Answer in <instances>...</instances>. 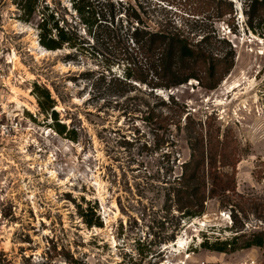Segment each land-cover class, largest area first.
Listing matches in <instances>:
<instances>
[{
	"label": "rangeland",
	"instance_id": "374dc122",
	"mask_svg": "<svg viewBox=\"0 0 264 264\" xmlns=\"http://www.w3.org/2000/svg\"><path fill=\"white\" fill-rule=\"evenodd\" d=\"M91 1L104 9L122 0ZM149 1L152 19L194 42L225 37L233 67L214 89L190 80L146 95L155 116L144 120L145 103L129 99L141 94L115 104L92 87L91 74L113 53L80 25L81 49L41 48V13L53 11L69 28L76 21L69 0H39L29 23L20 19L18 0H0V47L20 59L26 80L12 88L13 100L31 110L34 102L38 110L34 118L23 108L34 130L25 161L16 154L0 171V264H264V245L233 253L201 246L205 238L264 235V38L244 26L237 0L230 24L212 21L198 0ZM34 84L49 90L58 122L77 131L75 140L58 134L50 114L40 112ZM186 136L222 142L216 165L234 174L231 191L207 198L204 213L192 219L180 216L164 188L189 158ZM88 207L94 210L87 216L94 214L101 227L84 223L81 211ZM161 239L167 241L148 244Z\"/></svg>",
	"mask_w": 264,
	"mask_h": 264
},
{
	"label": "trees",
	"instance_id": "16d2710c",
	"mask_svg": "<svg viewBox=\"0 0 264 264\" xmlns=\"http://www.w3.org/2000/svg\"><path fill=\"white\" fill-rule=\"evenodd\" d=\"M18 1L20 19L29 23L36 16L39 0ZM69 1L76 15L74 24L68 28L53 11L46 15L42 12L36 25L38 43L47 51L61 50L64 46L81 49L83 40L78 35L77 27L80 25L84 33L96 42L95 45L110 46L113 55L111 58L103 57L101 71L96 72V76L95 73L91 74L94 77L92 87L97 89L101 99H111L115 104L132 92L141 94L129 99L145 103L147 110L144 120L155 116L146 104V95H152L157 90L179 88L190 80L197 81L206 89H214L221 77L233 67V49L225 37L204 35L194 42L176 26L168 27L152 19L149 0L110 2L104 9H100L98 4L94 5L91 0ZM237 1L241 5L244 26L254 35L264 38V0ZM198 3L210 8L214 22L227 21L230 24L237 14L235 2L231 0H198ZM44 11L49 10L45 7ZM212 38L223 46L214 47ZM115 67L121 70L120 74L114 73ZM31 93L37 100L40 112L50 114L56 132L75 140L77 131L71 129L66 132L65 125L58 122V113L53 110L55 101L49 90L34 84ZM186 144L189 158L179 165L177 176L167 178L164 188L167 199L180 216L192 219L204 213L207 198L224 197L231 191L234 174L225 172V166L216 165L217 158H221V153L223 156L225 151L219 140L212 142L209 136H186ZM93 210L94 207H88L81 211L84 223L88 227H101L100 221L93 220L94 214L87 216ZM243 237L236 235L211 243L205 238L201 246L218 253H233L264 245L262 233L253 234L247 239ZM166 241L151 240L148 244L159 245Z\"/></svg>",
	"mask_w": 264,
	"mask_h": 264
},
{
	"label": "built area",
	"instance_id": "2783aa9c",
	"mask_svg": "<svg viewBox=\"0 0 264 264\" xmlns=\"http://www.w3.org/2000/svg\"><path fill=\"white\" fill-rule=\"evenodd\" d=\"M2 41L0 38V44ZM19 66H21L20 59L9 56L8 52L0 47V171L7 170L8 158L13 159L16 154L19 160L25 161V154L32 143L31 137L34 130L30 126L32 121L27 119L23 108L29 110L34 118L38 113L34 102H32L33 110H31L25 106L18 107L13 100L16 96L12 88L15 84L20 86L26 81L17 68ZM9 109L11 110L8 111Z\"/></svg>",
	"mask_w": 264,
	"mask_h": 264
},
{
	"label": "bare ground",
	"instance_id": "6f19581e",
	"mask_svg": "<svg viewBox=\"0 0 264 264\" xmlns=\"http://www.w3.org/2000/svg\"><path fill=\"white\" fill-rule=\"evenodd\" d=\"M34 44L37 45V42H34ZM37 47H39V45H37ZM39 48H40V47H39ZM41 48H42V47H41ZM41 48H40V49H41ZM44 50H46V49H44ZM23 104H24V103H23ZM25 106H26V105H25ZM18 107H19V106H18Z\"/></svg>",
	"mask_w": 264,
	"mask_h": 264
},
{
	"label": "water",
	"instance_id": "95a60500",
	"mask_svg": "<svg viewBox=\"0 0 264 264\" xmlns=\"http://www.w3.org/2000/svg\"><path fill=\"white\" fill-rule=\"evenodd\" d=\"M232 2H234V0H231ZM37 37V41H38V36H36ZM43 48V47H42Z\"/></svg>",
	"mask_w": 264,
	"mask_h": 264
}]
</instances>
